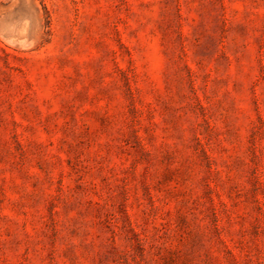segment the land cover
Returning a JSON list of instances; mask_svg holds the SVG:
<instances>
[{
    "label": "rangeland",
    "instance_id": "rangeland-1",
    "mask_svg": "<svg viewBox=\"0 0 264 264\" xmlns=\"http://www.w3.org/2000/svg\"><path fill=\"white\" fill-rule=\"evenodd\" d=\"M0 264H264V0H0Z\"/></svg>",
    "mask_w": 264,
    "mask_h": 264
}]
</instances>
